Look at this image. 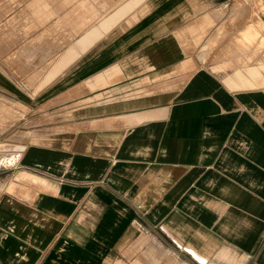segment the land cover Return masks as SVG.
<instances>
[{
  "label": "crops",
  "instance_id": "crops-1",
  "mask_svg": "<svg viewBox=\"0 0 264 264\" xmlns=\"http://www.w3.org/2000/svg\"><path fill=\"white\" fill-rule=\"evenodd\" d=\"M236 1L0 0V97L68 114L2 183L0 264H264V59Z\"/></svg>",
  "mask_w": 264,
  "mask_h": 264
},
{
  "label": "rangeland",
  "instance_id": "rangeland-1",
  "mask_svg": "<svg viewBox=\"0 0 264 264\" xmlns=\"http://www.w3.org/2000/svg\"><path fill=\"white\" fill-rule=\"evenodd\" d=\"M236 10H244L240 17L238 12L230 20L238 28L239 20H244L249 25L242 31V37L257 41V44L246 48L251 51L252 58L264 59V0L236 1ZM239 17V18H238ZM30 103L25 98L0 97V189L11 164H14L18 156L25 148L26 143L36 136L48 135L64 129L58 128V123L68 119L66 113L24 112L22 105ZM21 103V104H20ZM60 125V124H59ZM13 168V167H12Z\"/></svg>",
  "mask_w": 264,
  "mask_h": 264
}]
</instances>
